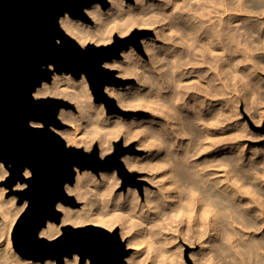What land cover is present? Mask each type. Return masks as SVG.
I'll return each mask as SVG.
<instances>
[{
	"label": "bare ground",
	"instance_id": "1",
	"mask_svg": "<svg viewBox=\"0 0 264 264\" xmlns=\"http://www.w3.org/2000/svg\"><path fill=\"white\" fill-rule=\"evenodd\" d=\"M110 1L107 9L100 3L85 9L94 24L68 12L60 24L81 44L111 42L115 32L126 34L134 26L154 29V36L142 39L148 57L129 46L123 59L105 62L118 66V74L137 77L127 87L107 84L105 91L122 107L145 114H107L84 73L55 72L34 96L75 102L77 114L59 111L75 124L56 129L68 144H81L79 135L90 138L89 146L98 140L103 155L120 136L127 145L136 140L134 148L145 152H127L121 159L128 170L144 172L140 179L146 183L122 188L116 169H79L65 188L81 205L60 201L61 221L49 220L40 235L55 238L67 224L119 226L134 249L122 264H184L185 243L198 246L190 252L193 264H264V159L249 158L252 151L235 144L234 122L237 77L252 73L245 62L255 59L264 69V0ZM252 116L262 117L257 110ZM8 174L0 161V180ZM25 175H31L29 168ZM26 186L19 181L14 188ZM7 190L0 187V264H56L15 248L12 230L27 200L16 204L17 196L6 197ZM79 262L78 253L64 259Z\"/></svg>",
	"mask_w": 264,
	"mask_h": 264
},
{
	"label": "water",
	"instance_id": "2",
	"mask_svg": "<svg viewBox=\"0 0 264 264\" xmlns=\"http://www.w3.org/2000/svg\"><path fill=\"white\" fill-rule=\"evenodd\" d=\"M97 2L103 8L109 6V0H0V161L9 168V188L27 182L17 192L18 202L27 200V205L15 222L12 239L20 254L36 261L55 259L64 264L66 256L78 253L79 264L87 260L89 264H122L131 251L119 228L97 224H67L52 239L40 235L49 220L61 221L60 201L78 205L65 188L75 182L77 169H116L125 186L132 183L130 176H136L121 159L124 153L135 152L134 145L125 147L122 140L116 141L113 152L105 157L97 144L91 152L68 145L53 126H65L59 111L74 104L61 97L34 96L37 86L51 82L55 72L75 77L84 73L95 100L105 102L109 113L123 112L105 86L126 80L105 62L120 58L130 45L141 50L142 37L152 32L135 29L125 36L114 34L108 44L82 46L61 26L60 17L68 12L91 20L85 8ZM27 168L30 176L25 175Z\"/></svg>",
	"mask_w": 264,
	"mask_h": 264
},
{
	"label": "rangeland",
	"instance_id": "3",
	"mask_svg": "<svg viewBox=\"0 0 264 264\" xmlns=\"http://www.w3.org/2000/svg\"><path fill=\"white\" fill-rule=\"evenodd\" d=\"M127 1H129L131 3H134L135 2V0H127ZM110 5H111V1L109 0V6ZM109 6H107V8ZM107 8H103V9H107ZM87 15H88V13H87ZM89 18L91 20H85V19H82V18H77V19H80V20H82L84 22H87V23H90V24H94L93 23L94 22L93 18L90 17V16H89ZM135 29H148V30H151L152 33L143 36L142 39L144 37L154 36L155 35V31H154L153 28H150V27H139V26H134L126 34H120L118 31L115 32V34H119L121 36H125V35L130 34ZM142 39H141V50L137 49L136 47H134L132 45H130V46H132L137 53H140V52L142 53L143 52V56L148 57L146 54H144V51H143V42H142L143 40ZM91 43L97 44L95 42H91ZM108 43H110V42H108ZM108 43H100V44L98 43L97 45L108 44ZM81 45L82 46H85L87 44H81ZM123 58H124V56H123V52H122V55H121L120 58H114V59H123ZM245 63L251 66L252 73H251V76H248V77H247V75L246 76H238L237 77L236 91H235V100H236V108H237V110H236V115H235V118H234V122L236 123L235 129L237 128L235 130L236 131V133H235V137H236L235 138V144H237L240 147H243L244 149H246L247 152L252 151V153L254 155L251 152L250 153H247L249 155V158L251 156L253 159H256L258 157L264 159V152H262V151H264V130L262 129L263 128V125H264V97H263V95H264V69H263V66L260 65V64H258L255 59H250L249 61H247ZM245 63H240L237 67L240 68L243 65H245ZM107 67L110 68V69L115 70L117 76H119L122 79H125L126 80V82L124 84L123 83H120V84H117V85H114V86L127 87L129 84L136 83L137 77L135 75H126V76H124V75L118 74L119 67L116 66V65L114 67L113 66L110 67V65H108ZM257 79H260V81H261V83L259 84V86L257 85ZM245 81L250 82V87H248V86H246V84H244ZM89 85H90V83H89ZM110 85H112V84H110ZM90 90L92 92L93 99H94L95 102H103V101H96L95 100V95L93 93V90H92L91 86H90ZM45 96H55V97H61V98L64 97V96H57V95H45ZM40 97H44V96H39L38 98H40ZM112 97H114L115 100H116V97L115 96H112ZM64 99L69 100V98H67V97H64ZM69 101L74 104V108H66V109L71 110L72 113L77 114L78 113V107H77V105L75 104V102H73L71 100H69ZM116 102H117V100H116ZM103 103H104V106H105V112L107 114H111V113L112 114H120V115L125 116V117H130L131 115H140V114H145V112H146L144 110H138V109H135V108L122 107L121 105H119L117 103L119 105V107H121V109H123V112H117L116 111V112L109 113L107 111V107L105 105V102H103ZM255 110L260 111V113L262 115V117L260 119L255 118V117L252 116L253 115V112ZM58 117L65 124V126L62 127V128H72V126L75 125L71 121L69 123V121L63 120L59 116V114H58ZM256 119H258V120H256ZM62 128L53 126V129H55V130L56 129H62ZM80 136L81 135H79L78 137L80 138L79 140L82 142L81 144H79V145H76L74 143H69V144L67 143V144L68 145H71V146L83 147L88 152H91L93 150L95 144H97L98 146L100 145V142L98 140H95L94 143L91 146H89V144H90V138L83 137L81 139ZM243 136H245V137H243ZM63 138L67 142V137L64 136ZM123 139H124V137L123 136H120L119 138H116L113 141L115 143L116 141L122 140L123 141V146H125V147H129L131 145H134L135 146L134 141L136 143V140H134L133 142H131L130 144L127 145V144L124 143V140ZM114 148H115V145H114ZM114 148H113V150H114ZM113 150L110 151L107 154H103L102 155L101 154V148L99 146L100 155L102 157H105L106 155L110 154L111 152H113ZM135 152L142 154L145 151H144L143 148H139L137 150L135 148ZM262 163H264V160H263ZM258 167H262V164L261 165L258 164ZM263 167H264V164H263ZM6 168L9 169L7 166H6ZM77 170H79V169H77ZM90 170H92V169H90ZM92 171H94V170H92ZM100 171H102V170H100ZM129 171L131 173H136V176H130L129 180H131V181L133 180V181H132V183H129L127 185L136 184L137 182H139L138 183L139 185L146 183V180H144L143 178L140 179V177H143L144 172L136 171V170H129ZM94 172H96V171H94ZM96 173H98V172H96ZM117 173H118V171H117ZM9 174H10V171H9ZM9 174H8V176H9ZM118 175L121 178L120 187L124 188L125 187V185H124V178L119 173H118ZM8 176H6L4 179L0 180V187L1 186H6L7 189H8L7 192H6V197H9L10 195H11L10 197L17 196V200H16L15 203L16 204H20L18 202L19 196H18L17 192L20 191V190H22L23 188L22 189L14 188L15 185L12 188H9L7 186V184H6V181H7ZM70 195H73L74 197H76L75 194H70ZM80 205H81V203L79 202L78 205H72V206L78 207ZM81 225H85V224H81ZM74 226H80V225H74ZM13 228H14V226H13ZM115 228H119L120 229L119 226H116ZM110 230H113V229H110ZM197 249H198V246H192V245H190L188 243H185V249L183 251V256H182V258L184 260V264H193V259L190 257V252H191V250L194 251V250H197ZM130 250H131L130 251V253H131L134 249L133 248H130ZM56 264H57V262H56Z\"/></svg>",
	"mask_w": 264,
	"mask_h": 264
}]
</instances>
